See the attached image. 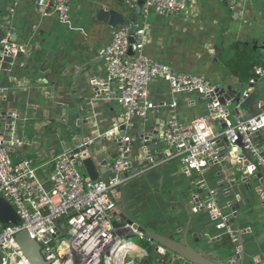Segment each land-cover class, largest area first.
Returning <instances> with one entry per match:
<instances>
[{
	"label": "crops",
	"instance_id": "crops-1",
	"mask_svg": "<svg viewBox=\"0 0 264 264\" xmlns=\"http://www.w3.org/2000/svg\"><path fill=\"white\" fill-rule=\"evenodd\" d=\"M128 7L123 0H76L71 6L70 22L62 24L53 11L43 13L37 0H0V27L2 23L7 31L6 41L13 35L17 40L14 52L21 50L25 54L12 67L0 68V94L7 99L0 101V116L5 107L18 117L20 132L13 136L25 148L16 151L13 160L33 162L47 188L54 171L53 161L64 152L73 151L70 135L61 126L69 113L84 111L87 134L98 137L107 136L122 119L118 85L108 81L106 63L100 58L115 31L97 19L101 9L116 10L130 23H140L148 33L145 54L170 65L177 73L204 76L215 87L245 85L249 90L244 94L259 112L263 86L260 81L253 84L252 79L253 68L264 66V0H246L235 6L227 0H195L188 12L176 17H162L154 11L140 16ZM90 70L102 86L107 85L103 93L89 89ZM149 93L155 110L146 121L136 119L130 132L154 129L160 115L163 123L176 115L181 123L188 124L208 110L207 101L198 94L175 95L162 80L154 81ZM241 108L248 111L246 104ZM217 128L220 131L222 125ZM117 133L115 130L113 134ZM221 148L225 158L200 173L186 174L180 161L167 159L164 165L152 168L142 177H130L124 199L150 230L158 234L178 231L189 219L184 204L193 206V216L198 215L199 205L190 195L199 197L204 186L214 190L224 180H233L227 170L229 165L241 168L224 144ZM138 161L135 155L130 162ZM259 222L264 223H254ZM256 232L264 247L263 229L257 227ZM137 239L140 240L138 236ZM140 243V248L135 245V255L146 253L143 248L148 244L141 240ZM190 243L196 247L192 238ZM136 264H152V258L147 255Z\"/></svg>",
	"mask_w": 264,
	"mask_h": 264
},
{
	"label": "built area",
	"instance_id": "built-area-1",
	"mask_svg": "<svg viewBox=\"0 0 264 264\" xmlns=\"http://www.w3.org/2000/svg\"><path fill=\"white\" fill-rule=\"evenodd\" d=\"M75 1L37 0L43 13L48 15L53 11L62 24L70 22L71 6ZM142 1L145 14L154 11L162 17L184 14L195 3V0ZM227 1L235 6L246 0ZM134 26L138 24L115 29L110 44L100 53L106 63L108 81H115L118 85L117 101L123 109V123L107 135H114L121 126L130 131L136 119H149V114L155 110L149 87L154 81L162 80L175 95L196 93L206 101L211 99L204 116L184 124L176 115H171L164 123L160 138L171 151L169 161H180L186 174L200 173L221 160L224 138L232 147H237L236 143L242 137L248 155L264 166V159L259 157L258 149L251 141L252 135L264 130V66L253 68L252 83L260 81L263 86L259 112L249 120L233 122L217 100V87L204 76L177 73L170 65L147 56L145 38L148 33L141 27L133 33ZM130 37L134 38L133 43ZM13 117L18 119L14 113ZM219 125L225 129L219 131ZM20 144L13 134L6 139L0 128V194L21 218L18 226L0 223V264H30L16 241L21 231L30 234L52 264H136L137 260L146 257V253L135 255L140 247H135L132 240L120 233V229H132V226H116L111 215L116 208L112 192L124 183L119 175L130 162L123 164L117 160L114 168L117 176L109 182L87 183L75 166L73 153L64 152L53 161L54 171L50 176V188H47L33 162L13 160L11 149ZM237 161L242 164L239 159ZM121 166H124L123 171ZM246 171L249 176L254 175L250 168ZM44 210L48 212L46 216L42 214ZM58 220H62L60 231L66 229V236L57 237ZM137 236L144 237L141 233ZM53 242L55 246L51 247Z\"/></svg>",
	"mask_w": 264,
	"mask_h": 264
},
{
	"label": "water",
	"instance_id": "water-1",
	"mask_svg": "<svg viewBox=\"0 0 264 264\" xmlns=\"http://www.w3.org/2000/svg\"><path fill=\"white\" fill-rule=\"evenodd\" d=\"M123 2H127L128 8L135 9L140 16L144 14V1ZM97 19L112 29L132 24L123 13L116 10L101 9ZM2 25L1 23L0 68L2 65L12 67L15 60L23 59L25 54L21 50L14 52L13 45L17 40L13 35H9L6 41L7 31ZM140 27V23L134 26L133 33ZM134 41V38L130 37V42ZM262 48L264 49V41ZM89 74L91 77L89 89L98 94L103 93L107 85L102 86L98 82L93 70H90ZM246 90L249 89L243 84L216 88L217 100L230 119L242 117L241 120H249L258 113L253 107V102L245 96ZM0 101L6 102L7 99L0 94ZM210 102L211 99H208L207 103ZM243 104L248 106L246 113L241 108ZM84 117V111L69 113L61 126L70 135L69 146L73 149L75 166L83 171L82 176L87 183L99 180L109 182L117 176L114 169L117 160L124 164L133 160L135 155L139 157L137 164L130 162L119 175L124 183L112 192L116 208L111 215L114 223L120 228H124L125 225L132 226V229H120L123 237L133 240L137 238L138 233L143 234L144 237L140 240L148 244L143 249L146 256H151L152 264H180L179 261L182 264H264V247L260 246V238L256 232L257 227L264 231V223H254L256 220L264 221V166L248 155L242 137H239L237 147H232L227 138L223 139L224 146L231 151L230 157H237L242 162L238 170L233 165L227 167L233 180H224L218 189L214 190L204 186L199 197L190 195L199 205L196 210L198 215L193 216V206L184 204L189 214L186 225L173 233L158 234L141 221L140 215L124 199L123 192L131 181L130 177H142L152 168L164 165L169 158L171 151L166 150L160 138L164 124L162 116L160 115V122L156 123L154 129L130 132L121 126L117 135L103 137L87 134ZM1 120L0 128L7 124L2 131L6 139L20 132L16 122L18 119L15 120L13 113H9L5 107L1 111ZM122 123L123 119L120 121V124ZM222 129H225V126H222ZM125 138H129L130 141L125 142ZM251 141L258 149L259 157L264 159V130L252 135ZM24 148L18 145L13 147L11 152L15 153ZM223 158L224 155L221 159ZM247 168L252 170L253 176L248 175ZM120 169L123 171L124 166ZM42 214L46 216L48 212L44 210ZM0 223L5 226L21 224V218L15 208L1 194ZM61 224L62 220L56 222L57 237L67 235L66 229L60 231ZM190 238L194 240L196 247L191 245ZM16 241L30 264H52L46 260L41 246L27 231L18 233ZM50 246L54 247L55 243H51Z\"/></svg>",
	"mask_w": 264,
	"mask_h": 264
},
{
	"label": "rangeland",
	"instance_id": "rangeland-1",
	"mask_svg": "<svg viewBox=\"0 0 264 264\" xmlns=\"http://www.w3.org/2000/svg\"><path fill=\"white\" fill-rule=\"evenodd\" d=\"M258 5V7H259V9H262V5H259V4H257ZM263 43V42H262ZM133 243L135 244V245H137V246H139V247H141L143 244L142 243H140V241L139 240H137V238H133Z\"/></svg>",
	"mask_w": 264,
	"mask_h": 264
},
{
	"label": "trees",
	"instance_id": "trees-1",
	"mask_svg": "<svg viewBox=\"0 0 264 264\" xmlns=\"http://www.w3.org/2000/svg\"><path fill=\"white\" fill-rule=\"evenodd\" d=\"M134 11V10H133ZM133 17H130V19L132 20V22H133V19H132ZM135 19V18H134ZM135 23V22H134Z\"/></svg>",
	"mask_w": 264,
	"mask_h": 264
},
{
	"label": "bare ground",
	"instance_id": "bare-ground-1",
	"mask_svg": "<svg viewBox=\"0 0 264 264\" xmlns=\"http://www.w3.org/2000/svg\"><path fill=\"white\" fill-rule=\"evenodd\" d=\"M133 249H135V248L133 247Z\"/></svg>",
	"mask_w": 264,
	"mask_h": 264
}]
</instances>
